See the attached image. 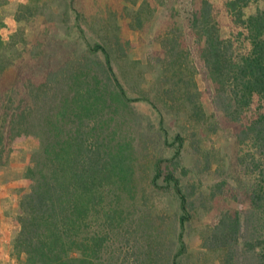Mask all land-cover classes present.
Instances as JSON below:
<instances>
[{"label": "trees", "instance_id": "16d2710c", "mask_svg": "<svg viewBox=\"0 0 264 264\" xmlns=\"http://www.w3.org/2000/svg\"><path fill=\"white\" fill-rule=\"evenodd\" d=\"M6 1L0 0V164L7 162L20 137L45 135L43 149L34 155V164L26 171L31 190L21 201L17 245L28 255L26 264H96L106 229L109 224L116 225L120 215L116 197L112 201L110 196L114 192L120 195L117 187L135 185L136 146L132 140L123 139L120 125L125 122L126 111L138 102L151 105L163 124L166 116L159 101L170 110L178 108L180 114H187L190 120L186 122L193 126L191 137L176 134L171 157L160 156L150 166L152 185L177 201L174 243L178 250L163 254L164 243L152 236L154 243L148 245L149 250L145 254L133 252L136 259L131 264H188L187 226L200 205L218 204L231 189L227 188L228 180H220L208 192H197L202 178L195 177L213 171V166L207 162L202 172L201 166L196 172L195 166L184 161L189 145L199 159L202 136L198 127L209 125L217 130L219 125L209 123L198 82L187 75L188 56L180 40L185 24L198 44V57L214 87V107L237 125L239 141L248 145L242 162L246 161L245 170L253 175L246 199L236 200L243 207L219 206L217 219L201 233L202 246L219 253L222 264H264V11L247 12L260 0H224L221 9L212 0H173L178 13L160 43L164 54L158 59L162 57L157 69H162L154 96L132 71H128V78L122 74L120 68L127 67L124 58L128 47L121 36L111 34L105 42L93 44L88 40L95 60L85 57L74 61L66 70L70 85L57 89L53 84L57 74L51 72L36 88L29 90L30 85L25 84L17 99L15 87L24 84L28 76L20 70L13 77L11 44L2 34ZM151 4L145 0L137 10L136 26H143L145 5ZM23 7L19 21L35 13L31 5L25 6L28 12ZM75 10L79 22L83 13ZM223 15L230 19L227 34ZM49 93L53 96L46 102L43 98ZM37 128L44 134H37Z\"/></svg>", "mask_w": 264, "mask_h": 264}, {"label": "rangeland", "instance_id": "374dc122", "mask_svg": "<svg viewBox=\"0 0 264 264\" xmlns=\"http://www.w3.org/2000/svg\"><path fill=\"white\" fill-rule=\"evenodd\" d=\"M150 1L152 4L145 5L143 11L144 24L139 27L136 26V13L145 4V0H7L2 8L6 22L2 34L11 44L15 64L13 77L20 70H24L25 76H28L24 84L15 87L16 99L25 84L27 87V84L30 85L29 90L31 86L36 88L38 82L51 72L57 74L54 76L56 81H53L57 89L70 85V75L66 70L72 68L73 62L85 57L90 61L94 59L95 55L88 49V40L93 44L105 42L111 34L121 36L128 47V56L124 58L127 67L120 68L123 70L122 74L128 78V71H132L131 74L136 75L142 87L154 96L158 88L155 81L162 69H157L162 57L160 61L158 59L164 54L160 43L167 36L168 28L174 23V16L178 12L173 9V0H162L161 3L160 0ZM212 1L218 9L223 8L224 0ZM23 5H31L35 13L19 21L17 16ZM75 7L83 13L79 22ZM186 7L191 10V4ZM24 10L28 12L29 9L25 7ZM259 10L264 11V0L252 4L247 12L251 14ZM223 20L224 33L227 34V22L230 19L223 15ZM81 26L83 30L80 29ZM187 32L189 29L185 24L181 29L180 40L183 51L188 56L187 75L194 76L198 82L202 92L201 102L208 112L209 123L217 122L219 125L217 130H212L209 125L203 129L198 127V135L202 136L199 159L193 155V147L189 145L184 161L187 166H195L196 172L200 166L199 171L207 166V162L213 166V171H201L203 174L195 177V180L202 178V182H198L196 187L197 192H208L209 187L220 180H228L227 188L231 190L214 206L209 203L204 207L200 205L195 219L186 228L188 252L185 261L188 264H222L219 253L202 246L201 233L217 219L219 206L243 207L242 202L237 203L236 200L246 199V188L251 185L253 175L246 172V161L242 162L243 159L246 160L244 156L248 153V145L239 141L237 125L229 122L214 107V87L206 77L198 57V44ZM150 57L153 58L152 63ZM119 62L121 60H118V64ZM51 96L53 94L49 93L43 99L48 102ZM30 99L33 98L29 93ZM158 104L166 116L163 124L151 105L138 102L126 111L125 122L120 125L123 139L132 140L136 146L135 185L132 183L128 188L117 187L115 191L120 195L114 192L110 196L112 201L116 197L120 215L118 223L109 224L106 229L108 234L96 264H131L136 259L133 252L145 254L153 237L164 243L166 250L163 254H174L178 250V244L174 243L178 232L174 222L177 201L172 195L160 193L152 185L153 172L150 166L160 156L171 157L174 154L172 142L176 134L183 132L185 136L191 137L193 126L186 122L188 115L180 114L178 108L170 110L162 101ZM35 132L44 134L40 128ZM44 137L45 135L35 134L20 137L7 162L0 164V264L27 262V253L17 245L21 231L19 215L21 201L31 190L32 184L26 177V171L34 164V155L43 149ZM110 201L108 198V203ZM96 224L93 223L94 226Z\"/></svg>", "mask_w": 264, "mask_h": 264}]
</instances>
